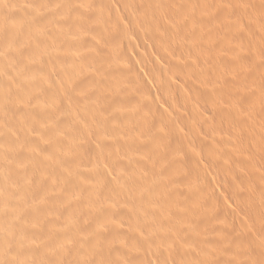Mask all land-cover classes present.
Masks as SVG:
<instances>
[{"label": "rangeland", "instance_id": "rangeland-1", "mask_svg": "<svg viewBox=\"0 0 264 264\" xmlns=\"http://www.w3.org/2000/svg\"><path fill=\"white\" fill-rule=\"evenodd\" d=\"M80 1L0 0V166L8 175L0 177V261L12 245L16 264H177L173 254L153 257L141 244L171 241V229L183 228L195 238L185 230L175 242L193 247L202 237L217 263L264 264V0H178L179 17L147 3L127 22L128 40L108 13L114 0ZM101 27L109 32L103 46ZM91 30L99 44L86 39ZM199 33L204 48L188 45ZM96 94L106 102L88 104ZM17 164L31 181L21 183L27 174ZM12 168L23 174L14 179L21 186ZM183 190L201 195L206 214L187 198L175 204ZM162 192L174 205L164 207L167 217L163 210L153 217L150 200ZM196 219L191 233L186 221ZM168 239L159 244L179 245Z\"/></svg>", "mask_w": 264, "mask_h": 264}, {"label": "bare ground", "instance_id": "bare-ground-1", "mask_svg": "<svg viewBox=\"0 0 264 264\" xmlns=\"http://www.w3.org/2000/svg\"><path fill=\"white\" fill-rule=\"evenodd\" d=\"M83 1V0H82ZM82 1H80L81 3H82ZM156 1H157V3L159 4V7L162 9V10H164L165 12H167V13H173L174 15H176V17H179L180 16V14L181 13H179V11H180V8L178 7V5H177V1L178 0H114V1H112L113 3V5L112 4H110L111 6H109V8L107 9L108 10V13L115 19V20H117V23H116V25L118 26V29L122 32V34H121V36L120 35H118V36H120V37H124V38H126L127 39V36L124 34V31L126 30V25H127V22H131V20L133 19L132 17L134 16L133 14L135 13V10L137 9V7H141V6H145L147 3H151V4H153V5H157L156 4ZM86 2V1H85ZM89 4V3H88ZM108 4V3H107ZM107 4H105L106 6H107ZM150 4V5H151ZM85 5H87L86 3H85ZM85 5H83V6H85ZM90 5V4H89ZM119 5H120V7H121V12L123 11V13L124 14H121L120 12H119ZM90 6H93V5H90ZM94 6H98V5H94ZM93 6V7H94ZM88 8V5L86 6V9ZM97 8H99V6L97 7ZM103 8V7H102ZM106 9V8H105ZM82 10H83V8H82ZM101 10V9H100ZM87 12V11H86ZM89 12V11H88ZM95 12V11H94ZM103 12V11H102ZM87 14V13H86ZM157 16H159L158 14H156ZM156 16V17H157ZM85 18V17H84ZM135 18L137 19V16H135ZM86 19H88L89 20V18H86ZM56 20V19H55ZM54 20V21H55ZM88 20H87V22H88ZM60 23H62V22H60ZM67 23V22H66ZM59 24V23H58ZM52 25V24H51ZM61 25H63V23L61 24ZM69 25V24H68ZM89 25H90V23H89ZM88 25V26H89ZM116 26V27H117ZM65 27V26H64ZM63 27V28H64ZM90 27V26H89ZM139 27V26H138ZM60 28V27H59ZM62 28V29H63ZM66 28V27H65ZM102 29H100V28H98V29H100V35L102 36V38L104 37V36H107L108 35V28L106 29L107 30V35H105L106 33H105V31H104V29H103V27H101ZM104 28H106V27H104ZM67 29H69L68 27H67ZM66 29V30H67ZM86 29H88L87 27H86ZM91 29V28H90ZM89 29V30H90ZM97 29V30H98ZM65 30V29H64ZM65 30V31H66ZM76 31V30H75ZM81 31H83V30H81ZM95 31V30H94ZM117 31V30H116ZM60 32H61V30H60ZM68 32V31H67ZM66 32V33H67ZM92 30L90 31V35H88V36H86V39L88 40V38L90 39V41L92 42V40L94 39V37H95V35H92ZM57 33V32H56ZM65 33V32H64ZM75 33H77V32H75ZM85 33V32H84ZM6 34V33H5ZM11 34V33H10ZM70 34H71V32H70ZM78 34H79V32L77 33V34H75V35H77L78 36ZM82 34H83V32H82ZM63 35V34H62ZM72 35H73V32H72ZM75 35H73V37H75ZM99 35V34H98ZM100 35L98 36V37H100ZM111 35V34H110ZM109 35V36H110ZM9 36V35H8ZM58 36V35H57ZM67 36V35H66ZM66 36H63V37H66ZM69 36V35H68ZM71 36V35H70ZM69 36V37H70ZM79 36H81V34H79ZM13 37V36H12ZM60 37V36H59ZM72 37V36H71ZM83 37V36H82ZM188 37V36H187ZM191 37V36H190ZM9 38V37H8ZM14 38V37H13ZM13 38H11V43H12V41H13ZM78 38H80V37H78ZM102 38H99V39H102ZM110 38V37H109ZM128 38H130V37H128ZM6 39V38H5ZM36 39V38H35ZM59 39V38H58ZM64 38H62V40H63ZM70 39V38H69ZM83 39H85L84 37H83ZM83 39L81 40V41H83ZM98 39V38H97ZM110 39H112V37L110 38ZM187 39V38H186ZM185 39V40H186ZM9 40L10 39H8V42H9ZM54 40V39H53ZM57 40V39H56ZM60 40H61V38H60ZM60 40H57V42L58 41H60ZM65 40V39H64ZM120 40V39H119ZM122 40V39H121ZM120 40V41H121ZM124 40V39H123ZM128 40V39H127ZM184 40V39H183ZM188 40H189V42H188V45H190V46H195L196 44H199L202 48H204V43H203V41H201V34L199 33V34H195L193 37H191V39H189L188 38ZM37 41V40H36ZM38 41H39V39H38ZM37 41V42H38ZM80 41V40H79ZM80 41V42H81ZM105 41H106V37H105V39L103 38V42H102V45L101 46H103V44L105 43ZM4 42V41H3ZM34 42V41H33ZM32 42V43H33ZM56 42V41H55ZM56 42V43H57ZM79 42V43H80ZM87 42V41H86ZM95 41L93 40V42H92V44L94 43ZM99 42V41H98ZM107 42V41H106ZM108 42H109V40H108ZM16 43V42H15ZM18 43V42H17ZM31 43V44H32ZM34 43H36V42H34ZM63 43V42H62ZM75 43V42H74ZM95 43H97V42H95ZM113 43V42H112ZM127 43H130V41L129 42H127ZM13 44H14V42H13ZM11 45V46H13L14 47V45ZM36 44H38V43H36ZM36 44H35V46H36ZM40 44V43H39ZM50 44V43H49ZM67 44H68V42H67ZM76 44V43H75ZM97 44H99V43H97ZM105 44H108V43H105ZM9 45V44H8ZM17 45V44H16ZM110 45H112V44H110ZM10 46V45H9ZM17 46H19V44L17 45ZM27 46V45H26ZM32 46L33 45H31V48H32ZM35 46H34V48H35ZM67 46V45H66ZM78 46V45H77ZM80 46H81V43H80ZM79 46V47H80ZM98 46V45H97ZM29 47H30V45H29ZM37 47V46H36ZM50 47H53V46H50ZM56 47V46H55ZM74 47V46H73ZM106 47H107V45H106ZM30 48V49H31ZM34 48H33V51H35L36 49H38V48H36L35 50H34ZM43 48V47H42ZM97 48H99L100 50L98 51V52H100V51H105V49L104 50H101V47H97ZM104 48H105V46H104ZM110 48H111V46H110ZM185 48H186V46H185ZM80 48H78V50H79ZM108 49V51H110L109 50V48H106V50ZM112 49V48H111ZM113 49H114V47H113ZM113 49L111 50V51H113ZM189 49H192V48H189ZM188 49V50H189ZM78 50H77V52H78ZM32 51V50H31ZM31 51H29L30 53H31ZM39 51V50H38ZM203 51H206L207 53L205 54L206 55V57L207 58H210L209 56H210V54L209 55H207L209 52H208V50H203ZM227 52H226V54H225V56H226V59L227 60H229L230 58H231V55L233 54V53H231V51L229 50L228 51V49L226 50ZM21 52V51H20ZM36 52V51H35ZM49 52V51H48ZM106 53H107V51H106ZM110 53V52H109ZM213 53V52H212ZM26 54H28V53H26ZM101 54H103V53H101ZM31 55H34V54H32L31 53ZM67 55V54H66ZM73 55V54H72ZM102 56V55H101ZM31 58H32V56H30ZM37 57H40V56H37ZM67 57V56H66ZM74 57V56H73ZM216 57V56H215ZM28 59H29V57H27ZM69 58H72V57H69ZM214 58V57H213ZM212 58V59H213ZM77 59V58H76ZM65 60H67V59H65ZM70 60V59H69ZM72 60V59H71ZM215 60H218V58L217 59H215ZM72 61H74V60H72ZM75 62H76V60H75ZM213 62H215V61H213ZM217 62V61H216ZM215 62V63H216ZM67 63H69V62H67ZM72 63V62H71ZM75 64V63H74ZM214 64V63H213ZM84 66V65H83ZM81 68V67H80ZM236 73V72H235ZM226 78H228V79H230V84H233V81L235 80L233 77H232V80H231V78H229V77H226ZM222 83H223V81H222ZM228 83H229V81H228ZM230 84H228V85H226V87L228 86V87H230L229 85ZM190 88L191 89H194L192 86H190ZM230 89V88H229ZM75 90V89H74ZM76 92H78V91H76ZM73 93V92H72ZM71 93V94H72ZM74 96V95H73ZM93 96V95H92ZM78 97V96H77ZM100 98H101V95H100ZM99 98V95H95V96H93V97H90V96H87V98H85L86 99V102L88 103V104H102V102L104 103V102H106V99H104V97H103V101H102V99H100ZM106 98V97H105ZM74 99V98H73ZM105 100V101H104ZM106 105V104H105ZM132 105V107H133V109H134V105L133 104H131ZM100 106V105H99ZM102 106V105H101ZM4 107H5V110L6 109H10V106H9V104L8 103H4ZM79 107H81V106H79ZM139 109V108H138ZM255 110V109H254ZM83 111V110H82ZM27 112V111H26ZM263 112V114H264V110L262 111ZM261 112V113H262ZM161 113V112H160ZM253 114H254V117H251V118H253V119H255V121L256 122H259L258 120H260V117H262L263 115H259V113L260 112H258L257 110H255V111H253L252 112ZM29 114V113H28ZM27 115V114H26ZM29 116V115H28ZM30 116H32L31 114H30ZM92 118V117H91ZM252 119V120H253ZM262 119V118H261ZM264 120V119H263ZM254 121V122H255ZM260 123V122H259ZM263 123V122H262ZM261 124V123H260ZM110 127V126H109ZM20 130V129H19ZM233 131H236V130H233ZM21 133V132H20ZM18 134V133H17ZM23 135H24V133H23ZM13 136V135H12ZM14 137V136H13ZM24 137V136H23ZM22 137V138H23ZM46 138V137H45ZM113 143H115V145H116V141L115 142H113ZM119 143V142H118ZM117 143V144H118ZM122 143V144H121ZM123 145V142H120L118 145ZM126 145V144H125ZM124 146V145H123ZM118 147H120V146H118ZM220 147V146H219ZM124 148V147H123ZM216 150H218L217 148H216ZM210 151H212V150H210ZM11 155V154H10ZM13 155V154H12ZM11 158V157H10ZM71 158V157H70ZM70 158H68V159H70ZM74 157H72V159H73ZM102 158V157H101ZM13 159V158H12ZM67 159V160H68ZM51 160H52V158H51ZM66 160V159H65ZM67 160H66V163H69V162H67ZM71 160V159H70ZM74 161L75 160H73L72 161V165L74 164ZM104 161V160H103ZM107 161H109V160H107ZM63 163V162H62ZM76 163V162H75ZM53 164V163H52ZM56 164V163H55ZM58 164V163H57ZM57 164L55 165V166H57ZM61 164V163H60ZM70 164V163H69ZM67 165L68 167L69 166H72V165ZM96 164H98V163H96ZM108 164V163H107ZM12 165H14V164H12ZM63 165V164H62ZM62 165H61V167H62ZM65 165V164H64ZM63 165V166H64ZM17 166H18V164H17ZM102 166V165H101ZM14 167V166H13ZM18 167H20V166H18ZM58 167V166H57ZM56 167V168H57ZM66 167V166H65ZM68 167H66V168H68ZM21 169H22V167H20ZM20 168H18V169H20ZM65 168V169H66ZM70 168V167H69ZM11 169V168H10ZM15 169H16V167H15ZM5 170H7V169H5L4 167H1L0 166V177L2 176L3 178H5L4 180H7L8 179V175H6L5 174ZM23 170V169H22ZM61 169H59V171H60ZM8 171H9V169H8ZM11 171V170H10ZM12 171H13V168H12ZM20 171V170H19ZM18 170H15V171H13V172H11V174L9 175V177H13L12 179L14 180V179H16V178H18L19 180H20V176H21V178H22V176H23V174H20V172H19ZM24 171V172H23ZM22 171V173H24V174H27L25 171H30V170H23ZM64 171V170H63ZM71 170H69L68 172H70ZM96 171V170H95ZM108 172V171H107ZM10 173V172H9ZM29 173H31V172H29ZM34 173V172H33ZM38 173H40V172H38ZM63 173V172H62ZM65 173V172H64ZM67 173V172H66ZM65 173V174H66ZM32 174V173H31ZM68 174H71V173H68ZM68 174L67 175H64L63 174V176L62 177H65V176H68ZM32 176H33V174H32ZM39 176H41V175H39ZM61 176V175H60ZM109 176V175H108ZM232 176H233V174H232ZM249 176H251V175H249ZM24 177H26V175L24 176ZM30 177L31 176H29L28 174H27V177L26 178H24V179H27V178H29L30 179ZM43 177V176H42ZM62 177H61V179H62ZM98 177H100V179H101V181H103V179H102V177H101V174H100V176H98ZM105 177V176H104ZM230 177H231V175H230ZM234 177V176H233ZM232 177V178H233ZM253 177H255V176H253ZM45 178H46V176H45ZM44 178V179H45ZM73 178V177H72ZM75 178V177H74ZM238 177H237V175H236V179H237ZM255 178H259V177H255ZM2 179V178H1ZM12 179H10L11 181H12ZM23 179V178H22ZM29 179H27V180H23V182H21V183H25V181L27 182ZM37 179V178H36ZM35 179V180H36ZM50 179V178H49ZM71 179V178H70ZM99 179V180H100ZM235 178H234V180H236ZM241 179V178H240ZM251 179V178H250ZM18 180V181H19ZM39 180V179H38ZM40 180H41V178H40ZM39 180V181H40ZM63 180L65 181V178H63ZM71 180H73V179H71ZM96 180H98L97 178H96ZM98 180V181H99ZM253 180V179H252ZM14 181H16V180H14ZM18 181H16V184H15V186H19L18 184H20V186H21V183H17ZM22 181V180H21ZM29 181H31V180H29ZM43 181V180H42ZM47 181H50V180H47ZM52 181V180H51ZM67 181V180H66ZM237 181H239L240 182V180H238L237 179ZM247 181H249V180H247ZM254 181H256V180H254ZM259 181V180H258ZM13 182V181H12ZM20 182V181H19ZM41 182V181H40ZM63 182V181H62ZM250 182V181H249ZM14 183V182H13ZM48 183V182H47ZM52 183V182H51ZM70 183H71V181H70ZM69 183V184H70ZM102 183V182H101ZM235 183V182H234ZM50 184V183H49ZM67 184V183H66ZM236 184V183H235ZM237 185H238V182H237ZM23 186V185H22ZM24 186H27V185H24ZM49 186V185H48ZM52 186V185H51ZM58 186H60V185H58ZM71 186V185H70ZM234 185H232V187H233ZM242 186V185H241ZM28 187V186H27ZM63 187H64V185H63ZM69 187V186H68ZM257 187V186H256ZM255 187V188H256ZM236 188V187H235ZM244 188V187H243ZM26 189V188H25ZM24 190V189H23ZM160 190V189H159ZM158 190V191H159ZM162 190V189H161ZM160 190V191H161ZM236 190V189H235ZM253 190V189H252ZM59 191V190H58ZM178 191V190H177ZM185 190H183V192H180L181 194H183L184 193V195L185 196H183V195H181L180 196V194H178L179 192H176V198L174 199L175 200V204L176 205H180L181 204V199L182 198H184V199H188V203H190V205H193V206H195V208H196V211H198V213H200L201 215H203V214H206L205 212V210H203L202 208H201V195L199 196L196 192H194L195 194H193V192H191V194H188V195H186L185 194V192H184ZM254 191V190H253ZM256 191V190H255ZM24 193V192H23ZM155 194H156V192H154ZM153 193V194H154ZM164 192H162V194L160 193H158L159 195H157V196H152V201L150 200V203L152 204L151 206V208H150V212L149 213H151V214H153V217L155 216L154 214L156 213L155 211H162L163 209H164V207H167V206H169L171 203H173V200H171L170 199V197H169V194L167 195V194H163ZM200 193H202V195L203 194H206V192L204 191V193L203 192H201L200 191ZM199 193V194H200ZM240 193V192H239ZM244 193V192H243ZM257 193V192H256ZM259 193V192H258ZM257 193V194H258ZM20 194V193H19ZM19 194H16L15 195V198L16 199H19V198H17V195H19ZM171 195H172V193H170ZM245 194H246V192H245ZM247 194H249L248 192H247ZM246 194V195H247ZM175 195V194H174ZM211 195H213L214 197H212L211 198V196L209 197L210 199H213V198H217V197H215V195L214 194H211ZM24 196V195H23ZM207 196H209V195H207ZM253 196H255L254 194H253ZM144 197H145V195H144ZM256 197V196H255ZM14 198V199H15ZM203 198V197H202ZM246 198H247V196H246ZM253 198V197H252ZM257 198V197H256ZM2 199V198H1ZM11 199V198H10ZM204 199H206V198H204ZM204 199H202V201H204ZM12 200V199H11ZM209 200V199H208ZM215 200V199H214ZM14 201H16V200H14ZM172 201V202H171ZM24 202H26L25 200H24ZM143 202H144V200H143ZM184 202V201H183ZM212 202V201H211ZM213 202H215V201H213ZM202 204H204V203H202ZM205 204H209V203H205ZM204 204V205H205ZM214 204V203H213ZM148 205H150L149 203H148ZM173 205H174V203H173ZM175 205V206H176ZM203 205V206H204ZM219 205V204H218ZM222 205H224V204H222ZM207 206V205H206ZM210 206H211V204H210ZM210 206H209V208H210ZM147 207V206H146ZM145 207V208H146ZM149 207V206H148ZM227 207V206H226ZM225 207V208H226ZM221 208V207H220ZM120 209V208H119ZM168 209V208H167ZM166 209V211H164V214H165V212L166 213H170L171 212V210H170V212H167V211H169V210H167ZM175 209H176V207H175ZM216 209V208H215ZM228 209V208H227ZM144 210H146V209H144ZM174 210V209H173ZM193 210V209H192ZM212 210V209H211ZM121 210H119L117 213H121L120 212ZM158 211V212H159ZM163 211H162V214H163ZM40 212V211H39ZM43 212V211H42ZM41 212V213H42ZM147 212V211H146ZM193 212H195V211H193ZM217 212V211H216ZM230 213L232 212V211H229ZM160 213V212H159ZM218 213H221V212H218ZM226 213V212H225ZM229 213V215H232L233 213L235 214V212L233 211V213L232 214H230ZM34 214H35V212H34ZM92 214H94L93 213V211H92ZM194 214V213H193ZM234 214L232 215V217H230L231 219L233 218V216H234ZM16 215V214H15ZM40 215V214H39ZM102 215H104V214H102ZM167 214H165V216H161V213H160V215L159 216H161V217H167L166 216ZM171 215V214H170ZM182 216H183V214H181ZM194 215H198V214H194ZM36 216H38V214L36 215ZM41 216V215H40ZM40 216H39V219H41L40 218ZM94 217H95V215H93ZM92 216V217H93ZM101 216V215H100ZM156 216H158V214L156 215ZM158 216V217H159ZM209 216V215H208ZM225 217V215L223 214L222 216H221V218L222 217ZM238 216V215H237ZM9 217V216H8ZM12 217H13V215L11 216L10 215V218L11 219H9V218H7V216H6V219H7V221H8V219L11 221H8L9 223H13V219H12ZM15 218H16V216H14ZM88 217V216H87ZM98 217V216H97ZM96 217V218H97ZM148 217V216H147ZM150 217V216H149ZM152 217V218H153ZM179 217V216H178ZM181 217V216H180ZM195 217V216H194ZM213 217H215V216H213ZM212 217V218H213ZM235 217V216H234ZM90 217H88V219H89ZM105 218V217H104ZM151 218V217H150ZM160 218V217H159ZM183 217H181V219H182ZM201 218H202V216H201ZM216 218V217H215ZM4 219V218H3ZM24 219V218H23ZM26 219V218H25ZM38 219V218H37ZM87 219V220H88ZM102 219V217L99 219V217H98V219H97V221H99V220H101ZM180 219V220H181ZM209 218H207L206 220H208ZM217 219V221L218 220H220V219H218V218H216ZM236 220H237V218H235ZM16 220L17 219H15V221L14 222H16ZM27 220V219H26ZM89 220H91V219H89ZM197 220H199V219H196V220H193V221H186V222H192V226L194 225L195 226V224H197ZM215 219H213V221H214ZM226 220H230V219H225V221ZM3 221V220H2ZM6 221V220H5ZM6 221V222H7ZM24 221V220H23ZM96 221V220H95ZM97 221L95 222V224L97 223ZM185 220L183 219L181 222L182 223H185L184 222ZM212 221V222H213ZM220 221H223V219L222 220H220ZM235 221V220H234ZM5 222V223H6ZM19 221H17V223H18ZM26 221H24L23 223H25ZM28 223L30 222V221H27ZM91 222V221H90ZM94 222V221H93ZM101 222H102V220H101ZM106 222H108V221H106ZM201 222H202V220H201ZM209 222V221H208ZM239 222V221H238ZM1 223V222H0ZM16 223V225H18L17 226V230H18V227H22V226H19V224H17ZM22 223V222H21ZM33 223V222H32ZM36 223V222H35ZM100 223V222H99ZM103 223H105V221L103 222ZM102 223V224H103ZM210 223V222H209ZM214 223V222H213ZM226 223H230V221L229 222H226ZM7 224V223H6ZM6 224H4V226L6 225ZM14 224L15 223H13V225H11V226H13L14 227ZM91 224V223H90ZM102 224L100 223V224H96L95 226H97L98 227V225H101L102 226ZM190 224V223H189ZM198 224H200V223H198ZM210 224H212V223H210ZM10 225V224H9ZM16 225H15V228H16ZM23 225V224H22ZM33 225V224H32ZM35 225V224H34ZM105 225H106V223H105ZM200 225H203V224H200ZM205 225V224H204ZM231 225V224H230ZM240 225V224H239ZM239 225H238V227H239ZM3 226V225H2ZM3 226V227H4ZM89 226H94V224H91V225H89ZM191 226V227H192ZM194 226H193V228H191L190 230H192L191 231V233H193V231H195L196 230V228L194 229ZM210 226V225H209ZM218 226H222V225H218ZM234 226H236V225H234ZM1 227V226H0ZM2 227V228H3ZM38 227V226H37ZM108 227V226H107ZM110 227H111V225H110ZM187 228H188V226H186ZM237 227V228H238ZM23 228H25L24 226H23ZM35 228V227H34ZM33 228V229H34ZM93 228V227H92ZM109 228V227H108ZM113 228V227H112ZM175 228H180V226L178 227H175ZM221 229L223 228V227H220ZM242 228V227H241ZM4 229V228H3ZM22 229V228H21ZM36 229V228H35ZM89 229V228H88ZM91 229V228H90ZM130 229V228H129ZM168 229V228H167ZM202 229V226L201 227H199L198 226V229L197 230H201ZM204 229V228H203ZM26 230V229H25ZM37 230V229H36ZM124 231H122V232H124L123 234L127 237V229L125 230V229H123ZM164 230H165V228H164ZM163 230V231H164ZM173 230V232H174V236L175 237H178V238H180V236H183V235H180L183 231H185V230H183V228H180V229H174V228H172L171 229V231ZM188 230V229H187ZM186 230V232H188L187 234H189L190 235V232L189 231H187ZM235 230H237V229H235ZM15 230H13V232H14ZM19 231H22V230H18V232ZM27 231V230H26ZM133 231V230H132ZM205 231V230H204ZM204 231H203V233H204ZM212 231H214V230H212ZM217 231V230H216ZM29 232V231H28ZM27 232V233H28ZM101 232V231H100ZM218 232H220V231H218ZM218 232H216V234L218 233ZM223 232V231H222ZM243 232V231H242ZM12 233V232H11ZM110 233V232H109ZM111 233H113V231H111ZM149 233V232H148ZM184 233V232H183ZM196 233V232H195ZM199 233H202V231H200ZM198 233V231H197V234H199ZM226 234V232H223V234ZM230 233V232H229ZM1 234H2V231H1V229H0V236H1ZM10 234V233H9ZM17 235H16V237H14L15 239L17 238V240L16 241H14L15 239L13 238V243H15V242H17V244H22V242L21 241H23V240H21L20 241V236L19 235H21V239H22V236H23V234H18V233H16ZM114 234V233H113ZM112 234V235H113ZM120 234H122V233H120ZM150 234V233H149ZM163 234V233H162ZM168 234H170L169 232H168ZM185 234V233H184ZM205 234H206V232H205ZM205 234H202V235H205ZM228 234V233H227ZM15 235V234H14ZM99 235V234H98ZM102 235V234H101ZM100 235V236H101ZM124 235H123V237L121 236V235H119V236H121L122 238H124ZM128 235H129V232H128ZM133 235H134V233H133ZM142 235H143V233H142ZM144 235L145 236H147L145 233H144ZM170 235H172V233L170 234ZM193 235V237L191 236V237H189L190 239H192V238H195L194 237V234H192ZM149 237H155V236H152V235H148ZM199 236H201L200 234H199ZM206 236V235H205ZM240 236V235H239ZM238 236V239L240 238ZM12 237H13V235H12ZM133 237V236H132ZM141 237V236H140ZM167 237H168V235H167ZM172 237V236H171ZM171 238V239H173V240H169L168 238H170V237H168V238H165V239H168V240H166V241H168V243L169 244H171V242H174V244L176 243V245H178L177 243H179V245L178 246H172V247H167V245L165 246V244L164 243H166V242H164V243H161V245L159 244L160 243V241L161 240H165V239H160L159 240V242L158 241H156V242H153V241H151L150 239H147V237H145L146 239H147V241H149V242H147L146 244H145V240H144V244H141V246L143 247H145V249L148 251V253H150V252H153V254L151 255V256H153V257H156V256H154V254H166L167 256L168 255H170V253H171V255L173 254V256L172 257H174L175 258V263H177V264H220V263H222L223 261H226V260H224V259H221V258H218L217 260H219V261H222V262H220V263H217V261L215 262V255L213 256V254H211V253H213V252H210V250H208V248H206V250H205V248H204V245H203V239H201L202 237H200V238H197L198 240H196V241H194L195 243H193L194 244V246L193 247H191L190 245L192 244V241L190 242H185L186 240H184V241H181V242H175L178 238ZM237 237V236H236ZM235 237V238H236ZM97 238V237H96ZM103 238V237H102ZM102 238H100V240H102ZM105 238V237H104ZM107 238H108V236H107ZM118 238H120V237H118ZM128 238V237H127ZM188 238V239H189ZM207 238H209V237H207ZM106 239V238H105ZM181 239V238H180ZM186 239V238H185ZM187 239V240H188ZM223 239H224V237H223ZM241 239V238H240ZM12 240V239H11ZM11 240H10V244H11ZM158 240V239H157ZM182 240V239H181ZM236 240V239H235ZM97 241V240H96ZM121 241V240H120ZM222 241H224V240H222ZM240 241V240H239ZM98 242H100V241H98ZM151 242H153V243H151ZM225 242V241H224ZM228 242V241H227ZM241 242V241H240ZM120 243H122L121 245H124L123 244V242H120ZM130 243V242H129ZM132 243H134V242H132ZM142 243H143V241H142ZM205 243V242H204ZM157 244H159L158 246H157ZM167 244V243H166ZM205 244H207V243H205ZM237 244H239V243H237ZM116 245V244H115ZM209 244H207V246H208ZM7 246V245H6ZM12 246V245H11ZM10 246V247H11ZM117 246V245H116ZM120 245H118L117 247H119ZM238 246H241V245H238ZM243 246V245H242ZM9 247V248H10ZM13 247V246H12ZM11 247V248H12ZM120 247H122V246H120ZM210 247V246H209ZM9 248H6L5 247V251L3 252V254L1 255V256H4V260H1L0 261V264H16L17 262V260H15L16 258H15V256L13 255V249H11L10 251V253L8 252L9 251ZM14 248V247H13ZM212 248V247H211ZM219 248V247H218ZM222 248V247H221ZM117 249V248H116ZM217 250H219V249H217ZM243 250V249H242ZM241 250V251H242ZM41 252H42V250H40ZM142 251H144L143 250V248H142ZM22 253H23V251H21ZM35 252V251H34ZM210 252V253H209ZM144 253V252H143ZM226 253V252H225ZM24 254V253H23ZM35 254V253H34ZM41 255L42 254H44V253H40ZM40 254H38L37 256H40ZM145 254V253H144ZM92 255V254H91ZM137 255H138V253H137ZM147 254H145V256H146ZM149 255V254H148ZM36 256V257H37ZM139 256V255H138ZM137 256V257H138ZM140 256H144V255H140ZM139 256V257H140ZM160 256V255H159ZM163 256H165V255H163ZM163 256H161V257H163ZM219 256H220V254H219ZM36 257H35V259H36ZM42 257H43V255H42ZM47 257V256H46ZM136 257V256H135ZM158 257V256H157ZM160 257V258H161ZM171 257V256H170ZM221 257H223V256H221ZM229 257V256H228ZM237 257V256H236ZM145 258H147V256L145 257ZM148 258H150L149 256H148ZM159 258V257H158ZM166 257H164V259H165ZM168 258V257H167ZM217 258V257H216ZM1 259V258H0ZM37 259H39V258H37ZM41 259V258H40ZM39 259V261H41ZM152 259V258H151ZM232 259H234V258H232ZM232 259H230V260H228L229 262H232L233 260ZM241 259V258H240ZM154 260V259H153ZM162 260V259H161ZM232 260V261H231ZM239 260V259H238ZM38 261V260H37ZM142 261V260H141ZM235 262V261H234ZM29 263V262H28ZM39 263V262H38ZM227 262H225V264H226ZM233 263V262H232ZM142 264V263H141ZM234 264V263H233Z\"/></svg>", "mask_w": 264, "mask_h": 264}]
</instances>
